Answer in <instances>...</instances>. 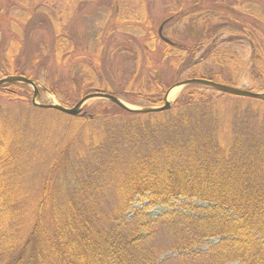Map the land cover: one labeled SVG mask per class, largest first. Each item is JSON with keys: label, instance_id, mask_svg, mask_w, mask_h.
<instances>
[{"label": "trees", "instance_id": "1", "mask_svg": "<svg viewBox=\"0 0 264 264\" xmlns=\"http://www.w3.org/2000/svg\"><path fill=\"white\" fill-rule=\"evenodd\" d=\"M49 1L52 51L60 63L76 55L68 67V83L82 97L104 92L123 96L131 104L160 106L177 78H204L264 91V0H172L160 37L152 30L150 15L140 10L142 4L122 12L124 5L118 3L114 20L108 11L98 20L92 38L99 42L91 46L65 30L70 10L65 2L70 0H62V7L56 0H42L39 7ZM20 4L19 8L12 2L18 12L11 14L19 39L26 30L18 21L26 24L36 11L32 0ZM113 34L109 57L116 52L127 55V60H119L117 87L101 74L105 66L97 58L104 52L105 39ZM16 38L7 46L12 62L21 50ZM47 43L41 41L40 53H47ZM41 64L45 70L28 77L43 83L68 106L58 91L65 87L60 85L62 80L49 78L42 59ZM163 64L171 66L173 80L166 81ZM130 65L131 71L124 72ZM9 67L0 69L2 77L16 74ZM246 80L250 87H244ZM27 87L9 83L0 93L27 106L31 104ZM244 99L264 105V99L191 85L170 110L161 112H132L108 100L76 117L34 107L79 124L98 122L105 129L89 134L93 155L84 159V173L71 174L66 200L51 202L45 187L33 207L30 227L22 224L20 213L27 207L16 203L18 175L10 167L17 138L8 132L0 135V264H165L153 248L160 226L172 238L164 251H176L179 256L205 253L215 264H264V157L240 156L242 141L232 137L234 128L229 123L221 125L225 117L216 110L223 103ZM255 146L264 149L262 143ZM118 160L108 179L106 172ZM109 190L119 201L111 213L104 214L102 198ZM180 200L179 209L174 207L159 217L151 218L148 212L153 206L166 207ZM196 200L205 205H196ZM138 202L147 203L135 206Z\"/></svg>", "mask_w": 264, "mask_h": 264}, {"label": "rangeland", "instance_id": "2", "mask_svg": "<svg viewBox=\"0 0 264 264\" xmlns=\"http://www.w3.org/2000/svg\"><path fill=\"white\" fill-rule=\"evenodd\" d=\"M25 1L26 0H0V6L2 8H0V69L6 71L4 67L6 68L10 65L9 71L12 69V72L14 70L16 74L7 76H18L22 75L21 73L24 72V76L28 77L30 74L39 73L43 68V70H45V67L41 64L42 59V63H45V66H47L46 70H48L49 78L55 76L62 80L60 85L65 87L58 91L61 92V97L69 101L68 107H72L85 97L79 95V89L68 83V67L76 55H72L67 62L60 63L56 60V56L52 51L54 39L52 33L54 32V28L52 24H50L51 20L47 14V9L49 11L51 9L50 7L48 8V5L51 4L50 1L47 6L39 7V2L42 0H32L33 6L36 4V11L33 13L34 17H29L26 24H22V21H18L20 25H23L26 33L20 35L22 36L21 39L16 38L15 35L17 31L13 30L11 14L18 12V10L12 5V2L16 3V6L20 8V3H24ZM171 1L172 0H70L69 3L65 2V8H70L65 30L69 31L70 36L78 39L80 38L87 46H91V44L99 42L93 40L92 35H94L93 30L98 20L105 11H108L111 20H114L113 16L118 3L124 5L121 6L122 12H130L131 9H136L142 4V8L139 9L150 15L152 30L155 36L160 37L159 28L163 26L165 19L167 20V17H170L167 7L170 6ZM56 3L62 7L64 2L62 0H56ZM42 9L43 11H41ZM111 20L110 23L112 22ZM114 36L113 34L112 37H110L111 39H105L106 44L104 45V52L99 53L97 58L102 61L105 66V69H103L104 73L101 74L113 82V84L116 85L114 87H117L118 85L116 82L120 81L119 76L121 74L118 67L119 60L125 58L127 60V55L125 53L118 54L116 52L114 56L109 57V48L110 44H113L112 42L115 39ZM167 36L176 40V37L173 35ZM11 38H16L15 40H17L18 43H15V45H19V47H17L18 50L21 48L19 55L16 56L13 62L10 59L11 55L7 52V46ZM41 41L48 42L46 44V54L43 51L40 53L39 44ZM158 43H160V38ZM13 50H11V52ZM34 57L40 59V61H35ZM160 66L163 67L162 71L166 81L173 80V70L171 66L164 64ZM123 71L129 73V71H131V65L130 69L124 67ZM1 78L2 75L0 74V79ZM182 81L184 80H178L177 78V81L171 84L169 89L174 87L168 90L170 91L168 100L172 104H174L178 97L185 93L191 85L199 86L198 84L176 85ZM37 83L39 85V93L37 97H35L37 103H61L60 97L53 91L45 88L43 83ZM106 84L108 85V83ZM2 86H0V88ZM250 86L251 84L247 80L244 81V87ZM27 88L31 97L29 101L31 104L27 106L17 103L16 101H9L8 99H11V97L3 95L4 91L0 93V135H3L4 132H8L11 133V135H16L15 138H17L15 140L17 141L14 154L15 161L10 167L12 169L15 168L14 172L18 175L16 178V203L22 205L24 208L27 207L25 211L20 213L24 221L22 224L25 227H30L34 219L32 214H34L35 208L33 209V207L38 203L45 187H48V195L53 199L51 202L61 203L66 200V190L69 184L68 179L72 173L78 175L84 173L83 161L93 155V152L90 153L91 148L88 147V144L92 142V137H89V134L98 135L100 132H104L102 130L105 129V126L98 122L79 124L70 118H62L60 115L55 116L56 114L54 115V113L33 110L34 107L36 108L33 104L34 88L32 86ZM174 89L177 91L174 96H172L171 92ZM23 92L27 93L25 90ZM118 97L132 108L149 107L147 104L143 106L131 104L127 98L123 96ZM101 101L102 99L99 98L88 100L86 104H84L82 111L88 113L93 112V109ZM66 106L67 105L64 107ZM216 110L220 115H224L225 117L220 121L221 125L227 126L229 123V125L234 128L232 137L242 141V146L239 150L240 156L253 158L255 160L257 158H263L264 149L258 148L255 145L264 144V105L256 100L244 99L237 100L236 102L229 101L223 103L221 107ZM239 124L243 127L238 128ZM93 141L97 142L96 140ZM99 153L109 157L102 150L99 151ZM94 156L99 158L100 161H106L98 157V155ZM114 158L116 157L114 156L113 159ZM119 163L120 160L115 161L113 166H111L112 168L106 172L108 179ZM95 165L99 166V163L97 162ZM111 187H113V184ZM102 200L101 210L106 214L111 213L112 210L117 207L119 197L113 190H109L108 196L106 195ZM181 201L182 200L174 201L166 207L153 206L148 212L151 218H156L165 212H171L174 207L179 209ZM194 202L196 205H205L204 202L198 200ZM146 203L147 202H138L135 206L140 207ZM130 216L131 213L129 212V217ZM161 227L162 226L158 227V234L157 238H155L156 240L153 244V248L160 256L162 255L165 264H215L214 259L210 258V260L204 257L205 253L193 256H179V253L176 251H164L172 238H170V231ZM206 246L207 244L202 246L200 250L205 251L207 248ZM227 264L241 263L239 261H232Z\"/></svg>", "mask_w": 264, "mask_h": 264}, {"label": "water", "instance_id": "3", "mask_svg": "<svg viewBox=\"0 0 264 264\" xmlns=\"http://www.w3.org/2000/svg\"><path fill=\"white\" fill-rule=\"evenodd\" d=\"M162 28H163V26H161L159 28L160 34L162 32ZM165 40L169 41L168 39H165ZM8 83H24V84L32 86L34 88L33 104L35 106L41 107V108H47V109H54L55 108V110L61 111L63 113L69 114V115H73L75 117L77 115L84 114L82 111L84 104H86V102L88 100L93 99V98L109 100L111 102L116 103L117 105H119L123 109L128 110V111H132V112L149 113V112L165 111L168 109L170 110V108L172 106L171 102H169L167 99L170 91H168L166 94L165 101H164L165 104L162 106H158V107L156 106V107H145V108H132L129 105H127L125 102H123L119 97L114 96L112 94L104 93V92H96V93L94 92L91 94H87V95H85L84 98H82L77 104H75L72 107H64V105H62L60 103H58V104H39L36 102V98H35V97H37V95L39 93V85L35 80L30 79L26 76H22V75L7 76V77H3L0 79V86L8 84ZM189 84L204 85V86L210 87V89L213 88V89H216L218 91L228 93L231 95H235V96L248 97V98L260 99V100L264 99V92L251 91V90L244 89L241 87L231 86V85L219 83V82L212 81L209 79H204V78H200V79L199 78H191V79L184 80V81H182L176 85H189Z\"/></svg>", "mask_w": 264, "mask_h": 264}, {"label": "bare ground", "instance_id": "4", "mask_svg": "<svg viewBox=\"0 0 264 264\" xmlns=\"http://www.w3.org/2000/svg\"><path fill=\"white\" fill-rule=\"evenodd\" d=\"M176 89H174V90H172V92H171V94H172V96H174V94L176 93Z\"/></svg>", "mask_w": 264, "mask_h": 264}]
</instances>
